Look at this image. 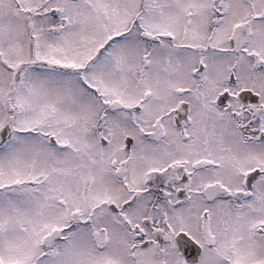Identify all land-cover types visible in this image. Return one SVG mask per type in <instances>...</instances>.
<instances>
[{
    "label": "snow or ice",
    "instance_id": "obj_1",
    "mask_svg": "<svg viewBox=\"0 0 264 264\" xmlns=\"http://www.w3.org/2000/svg\"><path fill=\"white\" fill-rule=\"evenodd\" d=\"M0 264H264V0H0Z\"/></svg>",
    "mask_w": 264,
    "mask_h": 264
}]
</instances>
